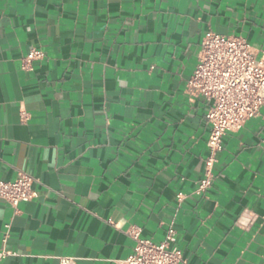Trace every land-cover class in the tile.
<instances>
[{"label": "crops", "instance_id": "crops-1", "mask_svg": "<svg viewBox=\"0 0 264 264\" xmlns=\"http://www.w3.org/2000/svg\"><path fill=\"white\" fill-rule=\"evenodd\" d=\"M208 30L264 56V0H0V179L37 191L0 201V264H122L131 231L170 224L188 264H264V106L197 191L210 102L185 88Z\"/></svg>", "mask_w": 264, "mask_h": 264}, {"label": "built area", "instance_id": "built-area-1", "mask_svg": "<svg viewBox=\"0 0 264 264\" xmlns=\"http://www.w3.org/2000/svg\"><path fill=\"white\" fill-rule=\"evenodd\" d=\"M44 57L42 48L33 47L23 57L22 66L31 70L34 61ZM185 90L191 97L203 96L210 102L207 112L211 124L209 154L197 186L198 192H205L213 183L214 165L227 131L241 128L264 106V56H259L243 35L208 30L202 38L198 61ZM34 181L35 177L22 169L15 179H0V201L16 206L22 200L33 198L37 195ZM131 234L135 245L133 251L122 259V264H188L183 250L174 243V224L168 226L161 241L142 237L139 230H133ZM10 236L11 223L6 222L3 241ZM15 253V250L2 247L0 260ZM71 260L72 257H64L62 264Z\"/></svg>", "mask_w": 264, "mask_h": 264}]
</instances>
